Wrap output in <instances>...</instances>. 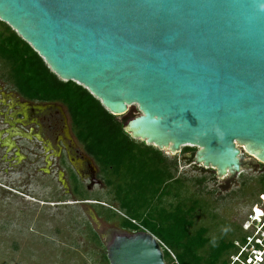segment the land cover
Segmentation results:
<instances>
[{
	"label": "water",
	"instance_id": "95a60500",
	"mask_svg": "<svg viewBox=\"0 0 264 264\" xmlns=\"http://www.w3.org/2000/svg\"><path fill=\"white\" fill-rule=\"evenodd\" d=\"M0 21L112 115L136 105L131 138L197 147L219 178L254 167L242 152L264 164V0H0ZM105 256L165 264L148 231L113 232Z\"/></svg>",
	"mask_w": 264,
	"mask_h": 264
},
{
	"label": "trees",
	"instance_id": "16d2710c",
	"mask_svg": "<svg viewBox=\"0 0 264 264\" xmlns=\"http://www.w3.org/2000/svg\"><path fill=\"white\" fill-rule=\"evenodd\" d=\"M0 60L7 82L22 97L58 103L65 109L72 135L93 158L111 200L118 201L120 208L114 209L123 213L121 216L113 208L91 204L98 215L116 219L118 227L127 232L139 230L134 220L168 248L162 250L165 264H228L230 253L238 250L234 242H245L241 230L234 227L229 231L231 225L217 220L208 200L189 192L182 176L176 175L175 159L169 160L163 151L131 138L123 130L124 122L132 116L112 115L81 85L59 79L2 21ZM258 183L264 188V172ZM198 215L206 223L195 225ZM84 229L89 240L98 244L96 232L90 226ZM222 230H228L229 239L221 235ZM97 264H108L104 253Z\"/></svg>",
	"mask_w": 264,
	"mask_h": 264
},
{
	"label": "rangeland",
	"instance_id": "374dc122",
	"mask_svg": "<svg viewBox=\"0 0 264 264\" xmlns=\"http://www.w3.org/2000/svg\"><path fill=\"white\" fill-rule=\"evenodd\" d=\"M61 111L64 118L68 117L63 107ZM137 113L136 105H131L125 114L118 117ZM183 147L187 148L184 152L181 151ZM183 147L173 155L161 151L169 160H176V175L182 176L189 192L208 200V208L217 215L218 221L243 230L246 242L247 236L255 233V226L248 217L251 214L261 217V209L254 205L264 206V193H261L258 183L264 164L242 152L240 159L244 163L254 161V167H244L230 181H226V176L217 177L209 167L193 165L197 147ZM42 161L40 159L39 167L46 170L47 166ZM63 183L64 176L53 170L49 174L39 172L38 175L0 174V264H97L99 256L105 254L112 233L127 232L118 227L116 219L106 220L98 215L92 205L75 203ZM107 190L104 183L101 187L94 185L86 196L97 198L105 206L107 202L109 208H120L118 201L111 200ZM104 207L102 209L108 212L109 208ZM115 211L123 216L120 211ZM197 217L195 225L206 223L203 216ZM246 224L249 230L242 226ZM85 226L96 232L98 244L89 240ZM260 231H264V227ZM227 232L222 230L221 235L229 239L230 233L228 235ZM245 242L242 245L238 240L234 242L238 250L230 253L229 261L235 259L234 256L238 257L247 245ZM253 246L249 244L246 249ZM261 258L260 264H264V253Z\"/></svg>",
	"mask_w": 264,
	"mask_h": 264
},
{
	"label": "flooded vegetation",
	"instance_id": "af4514ba",
	"mask_svg": "<svg viewBox=\"0 0 264 264\" xmlns=\"http://www.w3.org/2000/svg\"><path fill=\"white\" fill-rule=\"evenodd\" d=\"M61 107L58 103L22 97L7 82L0 60V174L38 175L39 172L49 174L53 170L64 176L63 186L74 197L75 203L100 204L97 198L85 196L94 185L101 187L103 184L98 167L72 135L69 118L63 117ZM40 159L47 166L46 170L39 167ZM232 177H227L226 181ZM259 189L264 193L262 186ZM78 190L81 195L77 194ZM255 206L264 213V206ZM252 210L253 207L251 213ZM260 226L263 229L264 220ZM231 228L232 225L229 230Z\"/></svg>",
	"mask_w": 264,
	"mask_h": 264
},
{
	"label": "built area",
	"instance_id": "2783aa9c",
	"mask_svg": "<svg viewBox=\"0 0 264 264\" xmlns=\"http://www.w3.org/2000/svg\"><path fill=\"white\" fill-rule=\"evenodd\" d=\"M262 212V211H261ZM256 218V216L255 215H250L249 216V218H251V220L253 219V218ZM261 217H263V220H264V213L262 212L261 213ZM256 220L257 221H260V224L263 222V220L262 219H260V217L259 218H256ZM134 224H136L138 227H139V230L140 231H147V230H145L142 226H140V225H138L134 220H131ZM251 222V221H250ZM259 224V225H260ZM243 227L245 228V229H248V227H249V225L248 224H246V225H243ZM259 229V226L258 227H256L255 228V230H254V234H252V235H248L247 236V241L245 242V244H247V245H249V244H253L254 246L251 248V251H252V256L250 257V256H248L246 259H245V261L246 262H248V261H250L251 260V263L252 262H256V263H258L259 261H260V259H261V252H259L258 250H263L264 249V244H263V238H264V231H260L261 229H259V231H257ZM138 231V230H137ZM132 232H134V231H132ZM256 232H257V236H255V234H256ZM155 237V236H154ZM156 238V237H155ZM156 240L158 241V243H159V246H160V248H161V250H163V249H165V250H168V248L159 240V239H157L156 238ZM256 244V245H255ZM238 256V255H237ZM234 258L235 259H232V260H230L229 262H228V264H236V263H240V258H239V256L238 257H236V256H234Z\"/></svg>",
	"mask_w": 264,
	"mask_h": 264
},
{
	"label": "clouds",
	"instance_id": "9594fccd",
	"mask_svg": "<svg viewBox=\"0 0 264 264\" xmlns=\"http://www.w3.org/2000/svg\"><path fill=\"white\" fill-rule=\"evenodd\" d=\"M260 219H263V217H260ZM251 221L253 222L255 228L259 226V229H261L262 226L259 225V224H260V221H257V220H254V219H252ZM259 229H258V231H259ZM256 234H257V233H256ZM256 234H255V236H257ZM263 240H264V238H263ZM255 245H256V244H255ZM246 247H247V245L244 246V248H242V250L240 251V253H238V256H239V258H240V263H236V264H256V262H252V263H251V260L248 261V262L245 261V259H246L248 256H250V257L252 256V251H251V249H249V248L246 249ZM263 250H264V249H263ZM258 251L261 252V256H262L264 252H263L262 250H258ZM261 259H262V258H261ZM261 259H260V261H261ZM260 261H259V263H260ZM259 263H258V264H259Z\"/></svg>",
	"mask_w": 264,
	"mask_h": 264
},
{
	"label": "bare ground",
	"instance_id": "6f19581e",
	"mask_svg": "<svg viewBox=\"0 0 264 264\" xmlns=\"http://www.w3.org/2000/svg\"><path fill=\"white\" fill-rule=\"evenodd\" d=\"M254 220H256V218H254Z\"/></svg>",
	"mask_w": 264,
	"mask_h": 264
},
{
	"label": "crops",
	"instance_id": "0c3cea01",
	"mask_svg": "<svg viewBox=\"0 0 264 264\" xmlns=\"http://www.w3.org/2000/svg\"><path fill=\"white\" fill-rule=\"evenodd\" d=\"M63 107V106H62Z\"/></svg>",
	"mask_w": 264,
	"mask_h": 264
}]
</instances>
